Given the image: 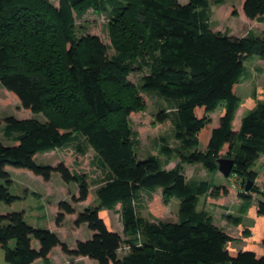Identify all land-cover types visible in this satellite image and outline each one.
Masks as SVG:
<instances>
[{
	"label": "trees",
	"instance_id": "16d2710c",
	"mask_svg": "<svg viewBox=\"0 0 264 264\" xmlns=\"http://www.w3.org/2000/svg\"><path fill=\"white\" fill-rule=\"evenodd\" d=\"M57 1L55 7L49 0H0V86L21 110L46 118L2 120L3 139L10 144L0 140V204L10 206L19 199L9 191V167L44 182L57 173L78 188L70 203L57 206L54 224L61 227L75 213L73 204L91 197V183L63 163L42 166L35 157L67 147L83 156L91 147L93 164L103 176L95 190L96 205L78 214L74 227L86 225L93 235L70 248L54 232L28 225L24 212H0L5 262H46L59 247L72 259L84 257L95 264H264V256L255 251L231 250L232 238L197 208L202 197H227L229 190L207 180H186L182 167L198 163L215 174L217 159H232L231 173L242 190L237 199L251 201L260 194L256 215L264 217V185L258 188L261 174L252 170L264 156V102L242 117L239 127L234 125L241 103L235 87L247 74L244 61L253 55L264 60V41L212 31L207 0ZM89 10L107 20L113 55H107L108 47L97 36L76 38L74 20ZM240 11L248 20H264V0H242ZM228 14L236 16V8ZM135 71L143 75L133 85L127 77ZM141 93L154 94L171 108L160 111L156 121H167L173 129L176 147L160 140L166 163L173 155L178 158L172 168L154 156H136L138 133L129 118L146 107ZM220 108L218 125L210 129L207 115ZM157 189L165 206L178 199L176 222L140 215L143 196L150 199ZM101 210L118 213L124 240L108 229ZM225 219L235 227L242 223L239 217ZM243 233L249 237L247 229ZM122 246L127 251L120 257Z\"/></svg>",
	"mask_w": 264,
	"mask_h": 264
},
{
	"label": "rangeland",
	"instance_id": "374dc122",
	"mask_svg": "<svg viewBox=\"0 0 264 264\" xmlns=\"http://www.w3.org/2000/svg\"><path fill=\"white\" fill-rule=\"evenodd\" d=\"M176 1L180 4H185L189 0ZM214 1L207 0L209 23L212 31L227 35L232 34L237 37L244 35L245 38L248 36L259 37L264 41V32L262 34L252 31L250 34H246L249 26L245 28L237 20L231 23L234 19L229 20L228 17H235L228 14L232 0H222V5H214ZM49 2L55 7L58 6L57 0H49ZM240 22L242 21L240 20ZM73 29L77 39L85 35L97 36L108 47L107 55L111 56L114 54L108 38L107 20L104 16H98L89 10L81 19L74 20ZM244 67L247 72L245 80L235 87V93L241 100L239 109L235 115V126L238 123L240 124L242 117L254 109L257 103L264 102V60L253 55L244 61ZM142 75L143 73L135 71L127 77V80L133 85H136L139 84ZM4 94L6 93L4 92ZM141 96L145 100L146 107L142 111L130 115L129 118L131 129L138 133L137 139L139 140V144L135 149L136 156L140 159L154 156L165 165V168H172L179 162L178 158L173 155L170 157L168 163H166V156L161 152L160 140L164 138L169 146L176 147L177 144L174 142L173 129L167 121L164 123H158L156 121V117L160 111L166 110V112H170L171 108L164 99L154 94L141 93ZM12 98L15 102L18 101L15 97ZM12 106L13 103L9 104V110L13 109ZM222 113V108H220L215 113L207 115L210 129L218 125ZM27 114L28 117L40 121L46 120L41 113L30 112ZM236 127H239V125ZM201 149H204V144L200 145L199 150ZM94 154V150L91 147H88L87 153L83 156L78 154L73 147H67L57 148L52 153L48 152L36 155L35 163L42 166H56L58 163H63L70 171L85 174L91 183L89 187L91 197L87 201L73 204L75 213L67 215L61 227L57 228L54 224L57 206L60 202L70 203L71 197L73 195L77 196L78 188L74 182L64 183L57 173H53L51 179L48 182H44L41 177L35 176L29 171L9 167L8 172L13 182L9 191L19 199L10 206L0 204V212L3 209H7L9 212H24L25 222L28 225H33L32 227L35 228H46L54 232L57 238L70 248H74L77 241L89 240L93 232L88 230L86 225L78 228L74 227V221L77 215L83 212L85 208L96 205L95 190L103 174L93 164ZM182 167L186 180H207L213 183L214 186H224L229 190V195L221 200V203L214 204L210 200L200 199L198 209H200V206L206 208L213 215L214 222L217 225H223L225 227L228 226L224 223L223 217L225 214L241 218V225L237 228L230 229L233 235L232 240H243V238H248L247 240H262L264 217L256 215L257 203L262 200L260 194L253 195L251 201L237 199V193H241L242 190L239 186V179L235 174L231 173L228 178H224L221 175L219 179H215L214 174L206 171L201 164H183ZM252 170L260 172L261 180L258 181L257 186L258 188H262L264 185V156L256 162ZM178 205V199L172 198L169 204L165 206L161 197V189H157L150 195V199L146 195L143 196V207L139 209V213L142 217L151 221L176 222ZM117 208L120 207L118 206ZM100 214L106 226L108 225V229L118 233L124 240L125 237L122 233L119 216L107 210H101ZM243 229L248 230L249 237L245 236ZM34 242L36 241H33V246ZM252 245L259 252L261 250L264 251V247L260 242ZM36 246L34 247L36 248ZM231 246L239 247L237 242L235 244L231 243ZM124 250H126V247L122 246L121 251Z\"/></svg>",
	"mask_w": 264,
	"mask_h": 264
},
{
	"label": "crops",
	"instance_id": "0c3cea01",
	"mask_svg": "<svg viewBox=\"0 0 264 264\" xmlns=\"http://www.w3.org/2000/svg\"><path fill=\"white\" fill-rule=\"evenodd\" d=\"M241 1L242 0H232L231 1L232 2L231 3V7H234L237 10V15L235 17H228L229 20L234 19V21H232L231 23H233V22H235L237 20L241 26H244L245 28L247 26H249L248 29H247L246 34L247 33L250 34L252 31H255L257 33H262L263 34V32H264V20H261V21H259V20L258 21H256V20H248L244 16V14L240 11ZM240 20L242 22H240ZM228 36L237 37V36H234L232 34H228ZM244 37H245V35L242 36V37H237V38H244ZM9 100L12 101V102H10ZM12 103H13V106H12L13 109L9 110V108H8L9 104H12ZM27 113H30V112L25 111V110H21L19 108V102L18 101L15 102V100L11 96L4 94L2 88H0V140H2L3 143L10 144V142H7V141H5L3 139V134H2L3 124H1L2 120H4L7 117H15L16 119H28V118H31V117H28ZM238 125H240V124L239 123L236 124V126H238ZM54 151H51V153L54 152ZM36 157H35V159H36ZM219 177H221V174L217 171L214 174V178L215 179H219ZM224 198L225 197L212 199L210 197H207V198L202 197L201 200L202 199H207V200H210V201L214 202V204H215V203H221V200H223ZM118 206L119 205L116 206V210L117 211L119 210V208H117ZM201 209H203L204 211L208 212L213 217V215L206 208H202V206H200V209H198V210H201ZM1 212L5 213V212H9V211L7 209H5V210L3 209V211H1ZM223 214H225V213L223 212ZM117 215H118V213H117ZM226 216H227V214H225L223 218H224V221H225L224 223H226L228 226L225 227L223 225H217L215 222H214V224L217 227L222 228L231 238H233V235L231 234L230 229L237 228V227L230 225L225 219ZM247 239L248 238H243V240H232L231 242H229L228 246H229L230 249L235 250V251L251 250V251H255L258 256H264V251L263 250H261L259 252L252 245V244H256L258 242H260V244H262V240L258 241V240H247ZM236 242L238 243L239 247L238 246H236V247L235 246H231V243L235 244ZM35 243L36 242H34V246L37 245ZM126 251H127V249L124 250V251L119 250V252H118L119 256L120 257L124 256ZM0 264H7L4 261V259H3V251L1 249H0ZM33 264H95V263L93 261L87 259V258H84V257L72 259L69 256H66V255L62 254V252H61L59 247H55V248H53L51 250V252L49 254V258H48V260L46 262L42 261L41 259H38V260L34 261Z\"/></svg>",
	"mask_w": 264,
	"mask_h": 264
},
{
	"label": "water",
	"instance_id": "95a60500",
	"mask_svg": "<svg viewBox=\"0 0 264 264\" xmlns=\"http://www.w3.org/2000/svg\"><path fill=\"white\" fill-rule=\"evenodd\" d=\"M234 166V161L228 158L217 159V171L224 177L228 178ZM251 184L248 183L245 189L248 190Z\"/></svg>",
	"mask_w": 264,
	"mask_h": 264
}]
</instances>
